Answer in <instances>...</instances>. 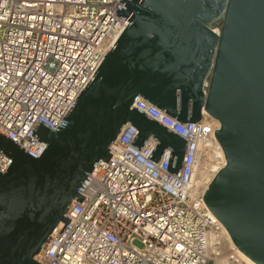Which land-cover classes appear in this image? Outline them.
<instances>
[{"label":"water","instance_id":"water-1","mask_svg":"<svg viewBox=\"0 0 264 264\" xmlns=\"http://www.w3.org/2000/svg\"><path fill=\"white\" fill-rule=\"evenodd\" d=\"M128 23L64 114L57 130L35 124L46 145L38 158L0 133V264H39L35 254L69 218L93 164L126 124L147 157L169 151L177 177L186 141L133 107L140 97L179 122L216 119L212 130L225 160L202 193L234 246L264 264V0H118ZM87 180V179H86Z\"/></svg>","mask_w":264,"mask_h":264},{"label":"built area","instance_id":"built-area-1","mask_svg":"<svg viewBox=\"0 0 264 264\" xmlns=\"http://www.w3.org/2000/svg\"><path fill=\"white\" fill-rule=\"evenodd\" d=\"M118 0H0V133L38 158L43 141L29 136L37 121L57 130L100 61L128 23L112 11ZM133 107L186 141L177 177L166 171L169 151L147 157L158 140L129 146L126 124L93 164L60 222L35 254L39 264L243 263L227 231L196 185L201 162L223 165L212 135L215 119L179 122L138 97ZM61 122V123H60ZM11 159L0 153V172ZM212 179V178H211ZM209 183V182H208ZM60 225V226H59ZM135 240L141 246L135 245ZM225 262V263H224Z\"/></svg>","mask_w":264,"mask_h":264},{"label":"bare ground","instance_id":"bare-ground-1","mask_svg":"<svg viewBox=\"0 0 264 264\" xmlns=\"http://www.w3.org/2000/svg\"><path fill=\"white\" fill-rule=\"evenodd\" d=\"M216 123L219 125V122L215 119ZM223 161L225 162V160L223 159ZM202 170L198 169L196 177H195V184L196 185H207L208 182L211 180V178L215 175V173L219 170L217 169V164H216V159L215 156H211L210 157V161L204 163L202 165ZM60 226V225H59ZM229 242L232 246H234L229 234L227 233ZM234 248L237 250L238 255L241 256V260L245 263V264H254L253 262H251L248 258H246L235 246ZM245 260H243V259Z\"/></svg>","mask_w":264,"mask_h":264},{"label":"rangeland","instance_id":"rangeland-1","mask_svg":"<svg viewBox=\"0 0 264 264\" xmlns=\"http://www.w3.org/2000/svg\"><path fill=\"white\" fill-rule=\"evenodd\" d=\"M205 162H201V164H200V166H199V169L200 170H202L203 168H202V165L204 164ZM135 245H137V246H141V243H140V241H138V240H135L134 242H133ZM240 258H241V256L240 255H238ZM243 259V258H242ZM244 260V259H243ZM245 261V260H244ZM243 262V261H242ZM225 263V262H224ZM228 264H232V263H228ZM233 264H237V263H233ZM241 264H245L244 262L243 263H241Z\"/></svg>","mask_w":264,"mask_h":264}]
</instances>
